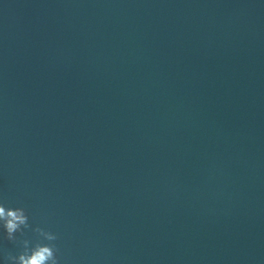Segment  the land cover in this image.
Returning a JSON list of instances; mask_svg holds the SVG:
<instances>
[{
    "label": "water",
    "instance_id": "obj_1",
    "mask_svg": "<svg viewBox=\"0 0 264 264\" xmlns=\"http://www.w3.org/2000/svg\"><path fill=\"white\" fill-rule=\"evenodd\" d=\"M0 205V264H264V0H0Z\"/></svg>",
    "mask_w": 264,
    "mask_h": 264
},
{
    "label": "clouds",
    "instance_id": "obj_2",
    "mask_svg": "<svg viewBox=\"0 0 264 264\" xmlns=\"http://www.w3.org/2000/svg\"><path fill=\"white\" fill-rule=\"evenodd\" d=\"M0 221H3L7 239L15 240L13 233L20 232L22 228H28V217L23 208H7L0 205ZM22 226V227H21ZM37 233H43L40 228L34 229ZM49 241H54L56 236L49 234L46 237ZM28 241H22L23 250L16 256L9 255V261L19 260V264H58L56 257V247L54 244H36L35 249H29ZM31 252L29 255L28 253Z\"/></svg>",
    "mask_w": 264,
    "mask_h": 264
}]
</instances>
